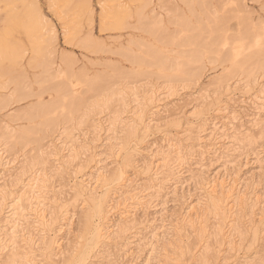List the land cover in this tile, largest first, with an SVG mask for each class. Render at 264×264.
I'll list each match as a JSON object with an SVG mask.
<instances>
[{"label":"bare ground","instance_id":"obj_1","mask_svg":"<svg viewBox=\"0 0 264 264\" xmlns=\"http://www.w3.org/2000/svg\"><path fill=\"white\" fill-rule=\"evenodd\" d=\"M66 1L69 8L81 9V5L74 0ZM133 1L140 4L134 13L138 28L148 33L154 42L162 44L165 50L153 44L147 43L145 46L144 42L143 45H139V42L137 46L141 48L139 51L142 53L135 55L131 46H134L136 41L130 40L129 47L123 49L121 46L122 49L120 48L117 53L130 65H136L138 67L136 71L128 72L116 65H107L106 69H111V74L104 70L92 77H88L84 70L74 72V65H70L71 61L63 59L57 71L53 70L50 57L54 51L52 49L44 51V46L47 48L51 42L46 38L43 39L45 32L39 34L44 30L40 25L45 22L39 16L36 18L37 10L34 9L35 19L31 20H34V25L36 24L37 35L36 40L34 39L36 45L34 44L31 58L32 67L40 69L39 75L32 82L38 86L37 94L34 95L37 97L48 93L50 100L43 103L37 98L38 100L27 110L14 116L16 120L26 121L27 127L18 128V131L10 130L7 126L0 127V142L6 143L9 149L11 143L34 146L32 149L34 153L32 152V156L21 164L20 171L12 173L10 171L12 168L9 166L14 159L12 161L8 151L0 145V171L8 172L9 177L8 180L3 179L4 187L0 188V219H2L1 223H5L8 228L4 233L0 232V252L2 253L4 249L8 250L6 258L3 259L0 256V264H26L29 261L27 255L30 254L28 249L35 245L32 231L38 229L37 227L41 228L40 231L43 233L40 244L44 257L52 264H56L54 258L62 255L63 238H60L61 243H59V239H56L54 234L63 229L64 223L58 229L56 226L60 223V218L66 214L59 217L55 215V210L47 214L43 209L46 204L42 203L47 199L45 197L47 194L54 192L53 184L56 183V179L58 182H66L64 186L74 192L75 198L81 202H87V208H89L84 213L82 226L86 233L89 231L91 233V247L90 249L87 247L88 250L81 254L78 264H85L87 260H90V254L93 255L92 260L102 258L109 264H114L129 251L132 244L142 241V238L137 241L132 240L136 237L134 234L132 237L129 236L135 233L132 231L143 223L139 221L138 215L156 207L157 204L162 203L164 207L167 196L178 197L179 191L183 190L188 181L192 182V187L196 191L211 189L205 200L206 203L204 202L206 207L203 206V209L206 208L205 214L208 218L205 219L204 216L202 221L204 219L208 221L209 218L215 220L213 235L214 244L219 249L218 253L226 244L228 249L232 250V236L240 231L238 223L227 224L228 219L232 217L230 209H227V200L234 195L238 220L245 216L246 213H243L245 207H249L252 217L255 216V207L259 205L260 197H257L255 193L251 194V197L250 194L246 196L237 188L238 183L236 186L232 184L229 187L224 186V181H219L216 176H209L208 170L203 169L202 162L220 151L221 146L218 143L225 132L239 130L243 125H248L258 131L259 137L253 138L254 136L249 135L251 139L248 141V135L247 140L243 139L246 137L244 135L245 137L241 139L250 144H256V139L262 140L261 145L256 144L255 159L260 169L264 166V122H260L259 119L260 112H264V20L259 18V24L254 25L244 0H231V3L235 5L233 11L236 15L231 16L236 19L237 27L234 34H228L225 24L229 17L226 19L225 16L217 17L215 13H210L209 0H196L192 1L194 4L187 6L192 15H194V6H198L200 12L206 16L205 21L202 22L204 27L201 16L195 20L197 25L195 27L193 25V28L192 24L188 25L190 20L186 22L187 19L177 16L174 19L179 31L173 35L171 33L174 31L169 33L165 29L163 20L154 14L153 9L148 10L150 13L145 15L144 12L151 0ZM29 3L31 4L30 0ZM88 8L90 6L87 4L82 9L85 13L92 14V11L88 12ZM114 12L113 15L118 17V12ZM123 19H117L116 26H124ZM18 22L21 23V21L16 20L17 27L22 26L17 24ZM66 28L72 37L76 28L74 26ZM38 29L39 32H37ZM85 37L82 40L79 39L77 42L79 46L102 50V44L93 39L92 34L89 33ZM45 41L48 43L43 46V49L39 48ZM171 45L179 47V50L175 52L169 50L167 46ZM10 51V45L1 42L0 58L3 59L11 53ZM208 58L215 62L219 60V64L222 62L226 65L221 79L228 81L237 78L236 83L240 81L244 83L242 89L245 91L237 98L238 101L230 97L226 102L224 101L225 103L214 105L207 103V96L201 97L189 114V120L182 124L185 128L181 138L164 134L159 142L146 143L144 149H128L127 140L131 137H138L140 141H143L159 134L161 120L163 117L167 118L169 113L166 112L168 110H164L167 103L163 101L188 87V82L199 79L204 61ZM150 69H154L157 77L164 81L158 89L142 87L139 90L137 87L126 88V86L123 91L117 89L120 81H127L132 85L136 79L144 75L150 74L152 78L154 73L151 74ZM11 73H4L2 77L11 76ZM20 73L8 78L14 80V83L11 80L14 86L7 97L0 99V109L5 108L12 100L18 101L26 97L24 85L27 81L23 79L26 76L23 74L21 76ZM221 79L213 82L217 88L214 95L220 93ZM9 80L6 83H9ZM6 83L0 84V87L3 89ZM228 87L225 85L221 89ZM112 107L114 109L111 113L104 115ZM174 107L176 108L173 115L176 116V121L172 125L176 127L181 124L179 120L184 114V107L180 105ZM83 127L87 129L84 130ZM121 153H124L125 166H123L132 167L140 178L136 179L134 176L128 178L125 172L110 169L111 165L118 162ZM75 164L77 165L74 166ZM217 187L220 188V192L213 194ZM100 189H103L105 194L101 193L104 195L99 198L96 194ZM247 202L251 203L247 204ZM154 203L156 205L153 206ZM196 205L200 210L202 209L201 205L200 207L197 203ZM187 209L189 213H185L182 222L190 225L194 222V219L190 218L192 212L197 215L201 211L197 212L199 209L189 204ZM94 219L100 221L99 226L93 225ZM69 220L70 218L66 217L61 221L67 226ZM205 221L202 222L203 224L200 222L202 224L199 225L200 228H194V230L199 229L196 234L198 243L207 234ZM195 224L192 223V226ZM259 234L260 232L254 228L252 240L257 241ZM153 237L154 235L151 239ZM151 239L145 237L142 246L153 251L155 247ZM194 245L188 246L187 251H190L189 249ZM210 245L206 242L205 253H208L210 249L215 251V248ZM113 252L115 259H113ZM208 261L206 255L198 260L200 264H207Z\"/></svg>","mask_w":264,"mask_h":264},{"label":"rangeland","instance_id":"obj_2","mask_svg":"<svg viewBox=\"0 0 264 264\" xmlns=\"http://www.w3.org/2000/svg\"><path fill=\"white\" fill-rule=\"evenodd\" d=\"M30 1L33 7L29 3V0H0V44L1 42L7 43L11 47V53L4 56L5 59L4 57L3 59L2 57L0 58V84L8 82V78L14 77L18 72H21V76L22 74L23 76H26L23 79L27 81L24 85V92L26 94V97L18 101L12 100V102L9 103L5 108L0 109V127L7 126L10 130L13 131H18L19 129L27 127L28 124L26 121H22L21 119L16 120L14 116L16 114L22 113L23 111H25V109L27 110L29 106L35 103L38 99L43 103H47V101L50 100V96L48 93L41 94L37 97L36 95H34L37 94L38 86L32 82L34 81L33 79L37 78L40 73L39 68H35V66L32 67L31 58L33 54L32 50L34 49V44L36 43L34 39L36 40L37 35L36 24L34 25V20H31L33 18L35 19L34 9L37 10L36 18L37 16H39L45 22V24L40 25L44 30L42 29L43 31L40 30L41 32H39L38 29L37 32H39V34H43L45 32L43 39L46 38L49 42H51V44L49 43L50 45L47 48L46 46H44L48 43L46 41L41 44L39 48L42 47L43 49L44 46V51H47L49 49H52L54 51L53 54H51L52 56L50 58L53 64V70L55 71H57V69L61 66L62 59L71 61L70 65H74V72H78L77 70H84L85 74L88 77L99 74L104 70L108 72V74H111V69H106L107 65H116V67L118 66L119 68L124 69V71L128 70V72L136 71L138 68L136 65H130L127 60H125L123 57H121V55L117 53V51L120 50L121 46L123 49L125 47H129L130 40L133 42L136 41L134 42L136 43V46L139 42H142L141 44L139 43V45H143L145 43L144 45L146 46V44L148 43V45L153 44L154 46L165 50L162 44L154 42L153 38L148 33L146 34L145 31L138 28L139 26L136 24L137 20L134 17V13L135 11H137L138 7H140V4H138V2L136 1L74 0L76 3H79L81 5V9L79 10L69 8V6H67L66 0ZM192 1L195 2L196 0H151V3L147 6V10H145L144 13L146 15L150 13V9H153L154 14H157L163 20L165 29H167L169 33L174 31L171 33L174 35L179 31L174 17H183L185 20L187 19L186 22L190 20L188 21L190 22V24L188 25L192 24V28L193 25L194 27L197 25V21L195 20H198L199 16L202 17H200L202 19L201 23L205 21L204 17L206 18V16L200 12L198 6H194V15L189 12L187 5L190 6V4H194V2ZM209 2L210 9L209 7L208 9L210 13H215L214 15H216L217 17L225 16L226 19L229 17L225 24L226 29L228 30L227 33L234 34L237 26L236 19L232 18L231 16H236L233 11L235 5L231 3L232 1L209 0ZM244 3L247 10H249V12L251 13L252 22L254 25L259 24V18L260 20H264V0H244ZM87 4L90 6V8H88V12L92 11V14H90L91 12L87 14V12L85 13L82 9ZM74 10L76 11V13L74 12ZM114 11L118 12V17L115 16V14L113 15V13H115ZM128 15L131 16L128 17ZM117 19H123L124 26H116L118 25V22H115L117 21ZM16 20L21 21V23H17L20 25L22 24V26L18 25L20 29H18L16 25ZM173 21H175V23ZM171 22L174 24L172 25ZM202 24V26L204 27V23ZM67 26H74L76 28V31H74L72 37L67 32ZM89 33L92 34L93 39L102 44V50L89 48L86 49L79 46V44L77 43L79 39L82 40L83 38H86L85 36L89 35ZM1 38H3L2 41ZM135 45H132L131 49L135 51V55L141 54L142 52L139 51L141 50V48L138 46L137 48H135ZM175 47L174 45L167 46V48L169 50H172L173 52L179 50V47ZM183 48L184 47H182V49ZM42 49L40 50L42 51ZM9 59L10 61H8ZM29 60H31V63L29 62ZM219 62V60L218 62H215L211 58L206 59L204 61V67L201 70L202 74L199 79L188 82V87L179 90L176 95L167 97L163 101V103H167V106L164 110H168L166 112H169L167 113L169 118L163 117V119L161 120L162 123H160L159 134L150 136L148 139H144L143 141H140V138L138 137H131L127 140L128 149H144V145L146 143H157L160 141L162 135L164 134H167L169 137L173 138H181V135H183V131L185 128V125L182 124H185L187 120H189V114H191L194 109L193 107H195V103H197V101L201 97L207 96V103H213L214 105L223 104L230 97H232L233 100L235 99V101H238L237 98L241 94H243V91H245V89H242L244 83L242 81L236 83V81L238 80L237 78H233L228 81L221 79L224 71L223 69L226 65H223L222 62V64H219ZM150 70L151 74L156 72L154 69ZM14 71L15 73L13 74ZM4 73H11V76H4L3 78L2 76ZM154 74L156 75V73ZM154 74L152 78L150 74L144 75L143 77L136 79V83L133 82L132 85L130 83L128 84L127 81H120V83L117 85V89L123 91V89L125 90L127 87H137L139 90L142 87H145L146 89L151 87V89L156 90L164 84V81H162L163 79H159L157 75L155 76ZM218 79H221L220 93L219 95H214V91L216 92L217 88L215 87L213 82ZM11 80L9 81L11 82ZM10 82L6 83L8 84L7 86H5L6 84L3 85L4 87L1 85L3 89L0 87V99L7 97L12 92V88L14 86L12 82L14 83V80L11 83ZM225 85H228L229 87L227 89H221ZM114 104L115 103H113V105ZM175 105L184 107V114L179 120L181 124L176 127L172 125V123L174 124V121H176V116L173 115L174 109L176 108L174 107ZM112 109L114 108L112 107L110 110L104 113V115H108V113H111ZM147 110V113H149V109ZM259 115L260 122H264V112H260ZM83 128L84 130L87 129L85 127ZM244 135H246V137ZM247 135L248 141L251 139L249 138L251 136H254L253 138L259 137L258 131L250 128L248 125H243L241 128H239V130H228L224 133V136L218 143V145L221 146L220 151H218L212 158H207L202 162L203 169L205 171L208 170L207 173L209 174V176H216L219 181H224V186L229 187L231 184L233 186H236V184L238 183L239 185L237 186V188L243 191V194H245L246 196L250 194L251 197L255 193L257 197H260L259 201L261 204L259 203L260 206L257 204V206L255 207V216L252 217L251 212L249 213L248 210L249 207H245L246 209L243 210V213L246 214L244 217L239 218L240 221L236 217L237 207H235V199L233 198L234 195L227 200V209H230L232 215V219L229 218L227 224L231 225L238 223V225H240V231L238 232V234L234 233L232 236V250H229L227 247L228 245L226 244L223 248L220 249V252L218 253L219 249L217 245L214 244L215 238L213 235L216 224L215 220L209 218L208 221H205V219L208 217L207 214H205L206 208L203 209L204 207H206L204 202L205 200H207V196L209 195V191L211 189H208L206 191H196L192 187V182L188 181L187 183H185L183 190L179 191L178 197L170 195L167 196L166 204L164 207L162 203L157 204L156 207H152L145 212L143 211L144 213L142 212L138 215V217H140L138 218L139 221H142L143 223L139 225L136 230L132 231L135 233H132L129 236L132 237L134 234L137 238H132V240L137 241V239L142 238V241L138 240L139 242L132 244L129 251L125 255L121 256L114 264H170L173 262L175 264H200L198 260L205 255L209 260V263L207 264H264V211H262L264 210V166H262L263 169H260L259 164L255 159V152L257 151L255 148L257 145L262 144V140L256 139V144L258 143L257 145L250 144V142L247 143V141H245L247 140ZM241 138L245 140L243 141ZM0 145H3L2 148H5L6 151H8L7 153L9 158L12 161L14 159V162L11 164V166H9L12 168L10 170L12 173L19 172L21 164H23L25 160L29 159L34 153V150H32L34 149V146H32L31 144H28L27 146H20L15 143H13L12 145L11 143L10 149L4 142H0ZM123 161L124 153H121L118 157V162L114 165H109L110 169L115 171L121 170L122 172H125L124 174L128 178H133V176L136 179L140 178L136 175L132 167L125 168V164L123 163ZM76 165L77 164H75L74 166ZM3 179H9L8 172L0 171V188L4 187L2 182L4 181ZM65 183L58 182L56 179V183L53 184L54 192L47 194V196H45L47 199L42 203L46 204L45 206H43V209L47 214L48 212L50 213L51 210H55V215L59 217L60 215L66 214L65 216L60 218L61 220L66 217L70 218V225L69 223H67L68 225L66 226L65 222L59 219L60 223H62H59L60 225L58 224L56 226V229H58L64 223V225L62 226L63 229L54 234L56 239H59V243H61L60 238H63V252L62 255L54 258L56 264H78V260L80 259L81 254H83L91 247V233L90 231L86 233V230L82 226L84 213H86L85 211H87L89 208H87V202H81L78 198L74 197V192L64 186ZM102 190L103 189H100L98 191L96 197L100 198V196H103L105 194L104 190L103 192ZM214 191L215 192L213 194H217L218 192H220V188L217 187L214 189ZM183 196L185 197L181 198ZM196 203L198 204V206L201 205V210L197 207ZM250 203L251 202H247V204ZM188 204L191 206H195L196 209H199L197 212L201 211L203 213V215L201 212L195 215L192 212L190 218L194 219V222L192 223H196L195 226H192V223H190V225L189 223L188 225H185L184 222H182V217L185 215V213H189L187 209ZM154 205H156V203H154L153 206ZM259 208L261 211L259 210ZM204 216V221L205 223L207 222V234L202 239V241H199L198 243L196 234H198V228H200L199 225L204 222L202 221ZM250 218L252 220V223L250 222ZM235 220L237 222H235ZM1 221L2 219H0V232L4 233L5 230H8V228L7 225L3 222L1 223ZM97 224L99 226L100 221L98 222V220L94 219L93 225L95 226ZM191 226L193 228H191ZM195 227H198V230L195 229L197 232L194 230ZM37 228L38 229L32 231L35 245L31 249H28L30 254L27 255V257H29V261L26 264H52V262H49L43 255L40 244V239L42 238L43 233L40 231L41 228ZM254 228H256V230L260 232V236L257 241L252 240ZM54 235L52 233V236ZM153 235L155 238L153 237L151 239ZM145 237L152 240L153 246L155 247L153 250L154 252L151 251L148 247L142 246V243L144 242L143 239ZM206 242L209 245L213 243L210 246H212V248H215V251L214 249H210L208 253H205L204 247L206 245ZM191 244L195 245L193 248L189 249L190 251H187V248L193 246H191ZM113 251L116 250L113 249ZM7 254V249H4L2 253L0 252V256L3 259L6 258ZM92 256L93 255L90 254L91 258L90 260H87L85 264H109L105 259L102 258H96L97 260L94 258L92 260ZM115 257V253L113 252V259H115ZM170 260L172 262H170ZM88 261L90 262L88 263Z\"/></svg>","mask_w":264,"mask_h":264}]
</instances>
